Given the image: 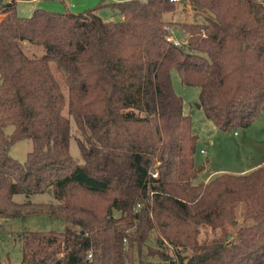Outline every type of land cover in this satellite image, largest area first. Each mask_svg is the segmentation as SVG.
<instances>
[{
    "label": "trees",
    "instance_id": "16d2710c",
    "mask_svg": "<svg viewBox=\"0 0 264 264\" xmlns=\"http://www.w3.org/2000/svg\"><path fill=\"white\" fill-rule=\"evenodd\" d=\"M185 4L191 21L164 18ZM0 14V242L18 220L52 225L15 232L18 264H264V164L193 185L198 137L170 78L199 89L218 130L250 126L264 113V0H101L29 17L11 0Z\"/></svg>",
    "mask_w": 264,
    "mask_h": 264
},
{
    "label": "rangeland",
    "instance_id": "374dc122",
    "mask_svg": "<svg viewBox=\"0 0 264 264\" xmlns=\"http://www.w3.org/2000/svg\"><path fill=\"white\" fill-rule=\"evenodd\" d=\"M2 4L11 2V0H0ZM101 0H15V12L19 17H29L35 9H43L51 12H64L66 10L72 13H82L86 10L96 8ZM118 0H105V3H111ZM96 14L104 20L118 19L109 6L98 7ZM193 10L189 4L177 5L174 13L165 14L167 21L183 22L193 19ZM170 35L173 39L183 43L187 39V33L177 25H172ZM42 47H26L25 52L30 55H40ZM171 85L176 95L182 100L184 114L190 116L193 132L197 135V149L194 154V163L196 166H204V169L196 178L192 180L193 185L204 182L209 176L231 173L243 174L245 168L256 164L264 159V113L260 115L250 126L239 128L235 131L223 132L218 130L203 114L199 108V89L197 87L183 85L175 70L170 73ZM73 136H77L73 120L70 119ZM10 129H7L9 132ZM70 138V154L80 160L78 146L73 138ZM29 140H22L10 149L12 157L19 161L25 159L26 153L30 150ZM208 178V179H209ZM207 179V180H208ZM206 180V181H207ZM49 201L52 197L49 194L43 195H15L16 201ZM52 225L45 219L32 218L27 220H18L7 229V235L0 242V261L2 264H18L21 260V246L17 241L15 232L23 230H48ZM12 231V232H11Z\"/></svg>",
    "mask_w": 264,
    "mask_h": 264
},
{
    "label": "built area",
    "instance_id": "2783aa9c",
    "mask_svg": "<svg viewBox=\"0 0 264 264\" xmlns=\"http://www.w3.org/2000/svg\"><path fill=\"white\" fill-rule=\"evenodd\" d=\"M171 3H179L181 0H168ZM1 17V14H0ZM169 35L166 36V41L171 42L175 46H179L181 43L175 39H173L170 35V28L168 29ZM153 176H157L156 173L153 174Z\"/></svg>",
    "mask_w": 264,
    "mask_h": 264
},
{
    "label": "crops",
    "instance_id": "0c3cea01",
    "mask_svg": "<svg viewBox=\"0 0 264 264\" xmlns=\"http://www.w3.org/2000/svg\"><path fill=\"white\" fill-rule=\"evenodd\" d=\"M262 164H264V159L261 160L260 162H257L256 164H252L251 166L245 168L244 171H250V170H252V169H254V168H256L257 166L262 165ZM208 178H209V176H207V177L204 179V182H205Z\"/></svg>",
    "mask_w": 264,
    "mask_h": 264
},
{
    "label": "water",
    "instance_id": "95a60500",
    "mask_svg": "<svg viewBox=\"0 0 264 264\" xmlns=\"http://www.w3.org/2000/svg\"><path fill=\"white\" fill-rule=\"evenodd\" d=\"M200 108V106H198Z\"/></svg>",
    "mask_w": 264,
    "mask_h": 264
}]
</instances>
